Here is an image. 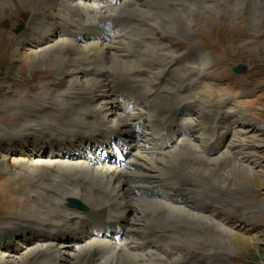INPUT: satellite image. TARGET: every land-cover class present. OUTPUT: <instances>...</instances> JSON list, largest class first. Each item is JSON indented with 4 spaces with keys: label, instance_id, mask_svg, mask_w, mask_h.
<instances>
[{
    "label": "bare ground",
    "instance_id": "1",
    "mask_svg": "<svg viewBox=\"0 0 264 264\" xmlns=\"http://www.w3.org/2000/svg\"><path fill=\"white\" fill-rule=\"evenodd\" d=\"M47 1L54 5L63 26L60 32H55L54 25H45L42 17L40 20L44 24L38 25L37 32L44 37L42 31L50 29L49 32L55 33L49 35L50 39L70 45V49L60 46L52 49L54 53L55 48L65 53L66 62L58 66L61 79L66 83L65 76H72L79 91H75V98L72 95V99L61 101L59 107H45L38 112L37 123L30 128L33 132L25 134L35 137L36 150L31 151V157L53 170V173L46 171L49 182L43 195L49 204L56 205L52 208L55 214L50 222L36 228L39 231L31 227L33 224L25 225L1 237L0 264H201V260L192 255L176 261L174 256L191 248L183 238L190 233L195 241L199 240L204 235L199 227L209 225L205 222L209 221V216L202 214L203 209L216 200L224 207L226 195L221 190L229 186L244 187L256 173L236 155L237 150L244 147L249 132L241 108L232 107L234 127L231 135L225 142L223 135L215 145L212 141V150L223 149L216 157L209 158L204 155L201 141L197 140L203 135L195 131L189 138L192 134L184 128V121H193L200 131L206 130L204 122L196 121L197 117L192 115V110L199 107L195 97L187 95L185 104H180L175 97V110L160 111L161 107L154 105L157 96L147 93L149 76L142 65L160 61L154 38L169 35L185 43L187 34L180 31V26L183 21L184 24L190 22L196 13L193 14L189 7L173 12L179 0H147L150 7L142 3L144 0ZM161 10L166 14L159 12ZM209 17L205 14L198 22ZM232 20L228 18L223 23ZM36 21L33 19L27 27ZM122 22L129 24L127 32L134 34L141 30V38L129 34L128 38L116 30ZM151 26L155 29L152 32ZM73 32L76 34L72 35ZM78 33L82 37L78 38ZM31 38L41 39L35 34ZM131 41L139 42L134 47ZM39 54L35 52L30 64L42 66L47 59ZM181 56L186 71L196 76L207 74L209 71L205 70L214 61L210 52L198 47L183 51ZM18 59L24 63L22 58ZM179 69L174 74L186 73ZM185 79L189 81L188 74ZM115 81L135 84L145 94L140 91L129 99L123 93H130V90L115 88ZM163 82L161 76L157 84L161 87ZM178 82L171 77L172 86ZM157 121L164 124L160 132L153 129ZM177 141V145H182L180 148L165 150L167 144ZM199 147L201 153L198 154ZM148 150L156 151L150 153ZM203 173L207 177L202 178ZM161 181H169L166 184L170 185V190L155 187ZM72 199L84 204L83 212L69 208ZM89 218H103L101 225L115 228V231L99 236L93 232L94 221ZM28 234L33 238L29 239ZM70 235L77 245L75 250L70 251L64 242L56 245L57 239L68 241ZM16 237H21L23 244L37 238L38 244L34 246L39 250L35 252L36 249L27 247L19 254L13 252ZM45 239L50 245L41 253ZM10 241L14 244L8 247ZM203 253L200 258L205 256L206 250ZM206 264L215 262L210 260Z\"/></svg>",
    "mask_w": 264,
    "mask_h": 264
},
{
    "label": "rangeland",
    "instance_id": "2",
    "mask_svg": "<svg viewBox=\"0 0 264 264\" xmlns=\"http://www.w3.org/2000/svg\"><path fill=\"white\" fill-rule=\"evenodd\" d=\"M181 2L179 0V5L176 4L173 12H177L178 9L181 12L182 9L189 7L196 15L186 24L183 21V26H180V31L187 34L184 37L185 43L175 41L169 35H160L159 39L154 38L159 53L162 51L170 53L169 55L163 53L165 61L162 62L161 67L168 71L177 64L173 56L178 58L183 51L195 47L213 55L214 61L206 69L211 72L204 77L200 76L201 80L193 88V93L202 106H205L208 115L213 118L228 116L233 106L244 111L242 115L247 120L246 128L249 132L245 136L244 147L238 148L236 155L242 157L241 163L246 161L245 163L254 169L256 177H252L244 187L229 186L226 190H221L226 195L224 207L216 200L203 209L202 214L209 216V221H205L209 225L199 227L204 235L195 241L189 233V237L185 238L193 241L183 239L191 248L174 258L177 262H181L192 255L198 257L201 264H206L210 260L215 264H264V0H253L252 4L251 0ZM142 3L151 6L147 0ZM50 5L47 0H0V238L17 232L14 228L21 230L25 225L33 224L34 226L31 227L35 229L43 227L42 224L50 222L51 216L55 214L52 208L56 205L49 204L50 202L43 195L49 182L46 171L53 173V170H49L39 159L31 157L33 154L31 151L36 150L35 137L25 135L27 132H33L30 128L37 123L35 119L38 117V112L45 107H59L61 101L72 99V95L75 98L77 94L75 91L78 90L77 82L72 76H65L66 83L61 79L58 66L61 67L66 62L65 53L60 52L58 48H55L54 53L52 49L55 46L70 49V45L50 39L49 35H55L54 32H49L50 29L42 31L45 33L44 37L42 33L37 32L38 25H43L44 21L45 25H54L52 28L55 32H60L59 28L63 26L60 17L56 14L57 11L54 10V5ZM164 11L159 12L165 15ZM205 14L210 17L198 22ZM42 17L45 18L43 22L40 20ZM228 18L234 20L229 21L228 24L223 23ZM33 19H37L36 23L27 27ZM22 20H24L23 24H26V29L16 34L13 28ZM154 21L155 19H152L151 23ZM127 26H119L121 30L125 29L122 30L125 36L129 34L128 36L141 38L143 35L141 30L133 34L126 31ZM149 29L151 32L155 30L152 26ZM33 34L41 38L40 41L36 38L30 39ZM80 35L78 33L77 37H82ZM44 39L50 42H45ZM137 42L139 41H131L133 45L135 44L134 47L138 45ZM43 46L46 47L44 50H42ZM36 51L47 59L41 67L30 64L34 60ZM18 58H22L24 63ZM238 64H246L249 70L243 74H235L233 68ZM201 87L206 89L201 90ZM29 119L32 121L27 123ZM42 120L41 122L45 123ZM177 144L169 147L168 151L173 147L182 146ZM200 150L199 147L198 154L201 153ZM220 151L212 154L204 152V155L214 158ZM205 177L207 175L203 173L202 178ZM161 187L169 189V185L164 184L163 181L159 188ZM34 217L35 219H32ZM185 234L186 232L183 235ZM26 236L29 239L33 238L30 234ZM70 236L68 241L57 239L56 245L64 242L70 251L75 250L77 245L72 241V235ZM36 240L37 238L23 244L24 240L16 237L14 240L16 249L13 252L19 254L27 247L36 249V252L39 250L34 246L38 244ZM14 241L7 243V246L10 247ZM2 243L0 241V251L3 249ZM49 245L50 242L45 239L40 252H44ZM204 250H206L205 256L200 258ZM72 260L76 261L73 257Z\"/></svg>",
    "mask_w": 264,
    "mask_h": 264
},
{
    "label": "water",
    "instance_id": "3",
    "mask_svg": "<svg viewBox=\"0 0 264 264\" xmlns=\"http://www.w3.org/2000/svg\"><path fill=\"white\" fill-rule=\"evenodd\" d=\"M72 203H75L74 201H72Z\"/></svg>",
    "mask_w": 264,
    "mask_h": 264
}]
</instances>
